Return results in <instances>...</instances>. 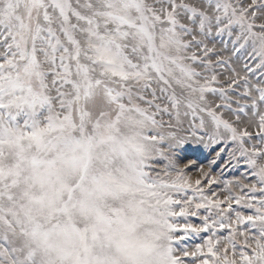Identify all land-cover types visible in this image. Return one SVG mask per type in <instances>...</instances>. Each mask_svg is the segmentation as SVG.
Masks as SVG:
<instances>
[{
	"label": "rangeland",
	"instance_id": "374dc122",
	"mask_svg": "<svg viewBox=\"0 0 264 264\" xmlns=\"http://www.w3.org/2000/svg\"><path fill=\"white\" fill-rule=\"evenodd\" d=\"M0 264H264V0H0Z\"/></svg>",
	"mask_w": 264,
	"mask_h": 264
}]
</instances>
